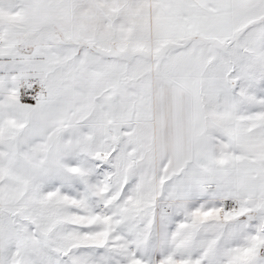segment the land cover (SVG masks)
Masks as SVG:
<instances>
[{
    "label": "snow or ice",
    "instance_id": "1",
    "mask_svg": "<svg viewBox=\"0 0 264 264\" xmlns=\"http://www.w3.org/2000/svg\"><path fill=\"white\" fill-rule=\"evenodd\" d=\"M0 264H264V0H0Z\"/></svg>",
    "mask_w": 264,
    "mask_h": 264
}]
</instances>
